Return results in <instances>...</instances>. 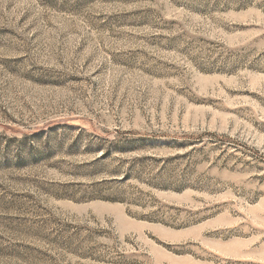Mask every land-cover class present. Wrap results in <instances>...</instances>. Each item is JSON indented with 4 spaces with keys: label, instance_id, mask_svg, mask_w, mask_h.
Instances as JSON below:
<instances>
[{
    "label": "rangeland",
    "instance_id": "obj_1",
    "mask_svg": "<svg viewBox=\"0 0 264 264\" xmlns=\"http://www.w3.org/2000/svg\"><path fill=\"white\" fill-rule=\"evenodd\" d=\"M0 264H264V0H0Z\"/></svg>",
    "mask_w": 264,
    "mask_h": 264
}]
</instances>
